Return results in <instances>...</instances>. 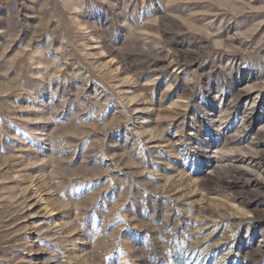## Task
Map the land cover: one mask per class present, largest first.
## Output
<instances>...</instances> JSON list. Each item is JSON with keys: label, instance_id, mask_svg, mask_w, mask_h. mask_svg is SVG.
<instances>
[{"label": "rangeland", "instance_id": "rangeland-1", "mask_svg": "<svg viewBox=\"0 0 264 264\" xmlns=\"http://www.w3.org/2000/svg\"><path fill=\"white\" fill-rule=\"evenodd\" d=\"M0 264H264V0H0Z\"/></svg>", "mask_w": 264, "mask_h": 264}, {"label": "bare ground", "instance_id": "bare-ground-1", "mask_svg": "<svg viewBox=\"0 0 264 264\" xmlns=\"http://www.w3.org/2000/svg\"><path fill=\"white\" fill-rule=\"evenodd\" d=\"M51 210V209H50Z\"/></svg>", "mask_w": 264, "mask_h": 264}]
</instances>
